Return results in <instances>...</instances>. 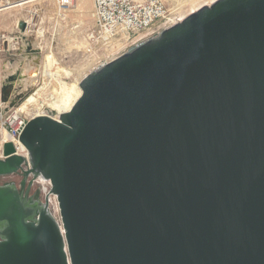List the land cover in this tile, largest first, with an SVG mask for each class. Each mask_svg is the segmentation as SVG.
I'll return each mask as SVG.
<instances>
[{
  "label": "water",
  "instance_id": "1",
  "mask_svg": "<svg viewBox=\"0 0 264 264\" xmlns=\"http://www.w3.org/2000/svg\"><path fill=\"white\" fill-rule=\"evenodd\" d=\"M59 83L28 158L2 145L0 264H264V0L205 1Z\"/></svg>",
  "mask_w": 264,
  "mask_h": 264
},
{
  "label": "rangeland",
  "instance_id": "2",
  "mask_svg": "<svg viewBox=\"0 0 264 264\" xmlns=\"http://www.w3.org/2000/svg\"><path fill=\"white\" fill-rule=\"evenodd\" d=\"M24 1L26 0H0V4L5 2L18 4ZM163 1L169 12L168 18H172L179 17L182 11V15H184L203 2L212 0H199L198 5L192 7L184 5L182 0ZM181 3L183 6H181ZM92 6V0H73L69 10L63 17L57 15L55 0H37L0 11V95L6 90L10 92L11 87L18 89L16 84L23 79L20 73L21 68L32 67V73L37 70L36 85L42 84L44 86L52 78H60V83L62 81L74 83L77 77L74 76L76 71L87 63L97 62L99 64L105 58H109V56L118 55L120 51L132 44L130 42L126 43L127 35H125L124 42L123 40L119 42L112 40L109 43L100 41L90 47L87 35L93 27ZM23 24H25V27L26 25L31 27L29 29L31 32H25V28L23 30L21 27ZM61 32L66 36H73L74 34L79 39L85 38L86 44L81 49L66 51L59 38L60 34H62ZM31 44L33 48L36 47L35 50H38L37 54L29 51L28 46ZM48 51L52 52L58 62L52 67L51 72L53 75H43L41 73V65ZM32 57L34 58L32 59ZM57 68L61 69L58 70ZM64 70H67L71 77L64 74ZM18 91L19 89L16 92L18 96L16 101L23 97L17 94ZM5 106L6 108L9 107ZM30 107V114L37 110L34 105ZM2 145L0 139V159Z\"/></svg>",
  "mask_w": 264,
  "mask_h": 264
},
{
  "label": "built area",
  "instance_id": "3",
  "mask_svg": "<svg viewBox=\"0 0 264 264\" xmlns=\"http://www.w3.org/2000/svg\"><path fill=\"white\" fill-rule=\"evenodd\" d=\"M73 0H55L57 15L65 16ZM93 27L87 38L90 47L100 41L109 43L112 40L117 42L126 37V43H134L139 39L153 33L179 17L168 18L169 12L163 0H92ZM31 27L26 25L25 32H31ZM29 30V31H28ZM131 36V37H130ZM29 114L20 113L15 107H7L0 102V130H5L14 140L16 132ZM19 143V141L17 140ZM20 144V143H19ZM18 153L28 158L27 151ZM2 152V151H1ZM3 154L1 153V158ZM29 168V164L27 163ZM34 183L42 184L45 187L51 186L50 181L39 182L33 179ZM50 203L53 205V216L60 223V215L57 197L52 194Z\"/></svg>",
  "mask_w": 264,
  "mask_h": 264
},
{
  "label": "bare ground",
  "instance_id": "4",
  "mask_svg": "<svg viewBox=\"0 0 264 264\" xmlns=\"http://www.w3.org/2000/svg\"><path fill=\"white\" fill-rule=\"evenodd\" d=\"M33 1H37V0H26L22 3H18V4H12V3H8V2H5V3H1L0 4V11H3L5 9H9V8H13L15 6H19L20 4H26L28 2H33ZM179 2V1H178ZM182 2L184 3V5H187L188 7H192V6H195V5H198V3L200 2L199 0H182ZM180 4V3H179ZM181 6L182 3H181ZM185 6V7H187ZM184 7V8H185ZM183 9V8H182ZM183 14V11L180 12L179 14V17L182 16ZM59 16V14H58ZM63 31V30H62ZM40 32V31H39ZM62 33V32H61ZM39 35V34H38ZM41 35V34H40ZM61 36L59 37L60 38V41L61 43L63 44L64 48L66 51H71L73 49H81L84 47V45L86 44V41H85V38H78L76 37L74 34L73 36L72 35H68L66 36L64 33L60 34ZM71 36V37H69ZM40 37V36H39ZM13 40V39H12ZM64 50V51H65ZM34 57H32L33 59ZM34 62V61H33ZM37 62V61H36ZM57 60L55 59V57L53 56L52 52H47L44 56V60L42 62V65H41V73L43 75H53V73L51 72L52 70V67L55 66V64H57ZM97 62H89L87 63L85 66H83L81 69L77 70L75 75L74 76H77L76 77V81L78 79H80L83 75H85L87 72H89L92 68H94V66H96ZM59 66V65H58ZM57 66V67H58ZM58 70H60L59 68H57ZM65 69V68H64ZM55 70V69H54ZM57 70V71H58ZM63 70V69H62ZM12 71H14V69H12ZM32 67H24V68H21L20 69V73L22 74V80H20V82H18L16 84L17 88L19 89L18 93L19 95L23 96L22 99H18L16 101V98L18 97L16 95V92L18 89H13L11 87L10 89V92H9V97L7 99V102L5 103V105L7 106H11V107H15L18 112L20 113H25V114H30V106H36L37 109L38 107L42 104L39 100H38V95H39V91L40 89L43 88V85L39 84V85H36V82H37V75H38V72L37 70L32 73ZM59 72V71H58ZM57 72V73H58ZM64 74H66L67 76H70L71 74L67 71V70H64ZM56 75V73H55ZM60 75V73H59ZM61 76V75H60ZM47 77V76H46ZM71 77V76H70ZM78 78V79H77ZM53 79V78H52ZM65 79V78H63ZM74 79V78H73ZM74 81V83L76 82ZM43 82V81H42ZM40 83V82H38ZM44 83V82H43ZM66 82H61L60 85L62 84H65ZM69 83V82H68ZM69 84H73V82L69 83ZM15 86V87H16ZM30 107V108H29ZM35 112V111H34ZM0 139H1V142L2 144L4 143V140L5 142H11L13 141V139L8 135V133L5 131V130H0ZM15 143H16V147H17V152L18 153H22L24 152V148L21 144H19L17 142V140H14Z\"/></svg>",
  "mask_w": 264,
  "mask_h": 264
},
{
  "label": "crops",
  "instance_id": "5",
  "mask_svg": "<svg viewBox=\"0 0 264 264\" xmlns=\"http://www.w3.org/2000/svg\"><path fill=\"white\" fill-rule=\"evenodd\" d=\"M37 33H38V32H37ZM28 49H29L30 52H33V53L37 54V51H38V50H35L36 47L33 48V45H32V44L28 46Z\"/></svg>",
  "mask_w": 264,
  "mask_h": 264
},
{
  "label": "flooded vegetation",
  "instance_id": "6",
  "mask_svg": "<svg viewBox=\"0 0 264 264\" xmlns=\"http://www.w3.org/2000/svg\"><path fill=\"white\" fill-rule=\"evenodd\" d=\"M30 198V202L33 203V201H37L39 198L37 195H34V196H28V199Z\"/></svg>",
  "mask_w": 264,
  "mask_h": 264
}]
</instances>
